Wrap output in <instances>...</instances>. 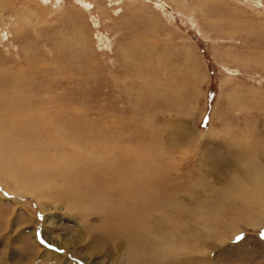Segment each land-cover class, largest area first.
<instances>
[{"label": "rangeland", "instance_id": "rangeland-1", "mask_svg": "<svg viewBox=\"0 0 264 264\" xmlns=\"http://www.w3.org/2000/svg\"><path fill=\"white\" fill-rule=\"evenodd\" d=\"M0 264H264V0H0Z\"/></svg>", "mask_w": 264, "mask_h": 264}, {"label": "bare ground", "instance_id": "bare-ground-1", "mask_svg": "<svg viewBox=\"0 0 264 264\" xmlns=\"http://www.w3.org/2000/svg\"><path fill=\"white\" fill-rule=\"evenodd\" d=\"M172 71H173V70H172ZM176 73H178V72H176ZM179 73H180V71H179ZM161 76L164 77V76H165V73L162 72V73H161ZM168 76H169V74H168ZM190 76H191V75H190ZM192 76H193V78L195 77L194 74H193V72H192ZM170 77H171V74H170ZM152 78H153V77H152ZM152 78H151V79H152ZM172 78H174V77H172ZM168 79H169V77H168ZM170 81H172V79H170ZM170 81H169V82H170ZM173 81H174V80H173ZM167 82H168V81H167ZM177 82H178V81H177ZM177 82L175 81L174 84L176 83L177 88L181 89V86H180L181 84L178 85L179 83H177ZM182 82H183V81H182ZM180 83H181V82H180ZM170 84H171V83H170ZM170 84H169V86H168L167 84H166V85L170 88ZM171 85H172V84H171ZM162 86H163V85H162ZM167 86H166V88H167ZM164 87H165V86H164ZM169 88H168V89H169ZM173 90H174V88H173ZM164 92H165V90H164V88H163L162 95L164 94ZM166 93H168V90H167ZM167 96H168V95H167ZM20 133H21V132H20ZM53 134H54V133H53ZM60 134H61V133H60ZM37 137H38V136H37ZM57 137H58V136H57ZM180 137H182V135H180ZM51 138H52V137H51ZM35 139H36V138H35ZM38 140H39V138H38ZM40 140H41V139H40ZM40 140H39V141H40ZM51 143H52V142H51ZM121 143H122V142H121ZM139 144H140V143H139ZM30 147H31V146H30ZM36 148H37V147H36ZM31 149H32V148H31ZM33 149H35V148H33ZM106 149H107V148H106ZM124 150H125V149H124ZM109 151H110V150H109ZM112 151H113V148H112ZM112 151H110V152L112 153ZM98 152H99V154L101 153L100 150H99ZM128 152H129V151H128ZM48 153H50V152H48ZM102 154H103V153H102ZM115 154H117V153L115 152ZM104 155H105V154H104ZM104 155H103V156H104ZM101 156H102V155H101ZM140 156H141V155H140ZM48 157H49V156H48ZM108 157H109V156H108ZM117 157H118V156H116V158H115L114 160H117V163H121V161L123 160V158H122V160H121V159L118 160ZM94 159H95V158H94ZM96 159H97V160L100 159V155H99V157H97ZM110 159H112V157H110ZM139 159H140V158H139ZM114 160H112V161L114 162ZM120 160H121V161H120ZM150 160H151V162H152V159H150ZM99 161H103V160L101 159V160H99ZM99 161H98L97 163H99ZM109 161H111V160H109ZM109 161L107 160V164L110 163ZM118 161H120V162H118ZM154 161H155V160H154ZM154 161H153V162H154ZM55 162H56V161H55ZM65 162H66V161H65ZM65 162H64V163H65ZM94 162H96V161H94ZM103 162L105 163V161H103ZM101 163H102V162H101ZM99 164H100V163H99ZM99 164H98V165H99ZM114 164H115V165H114V168H115V166H118V165H119V164L117 165L116 163H114ZM121 164H124V163H121ZM148 164H151V163L149 162ZM148 164H147L146 166L150 167V165H148ZM155 164H156V163H155ZM101 165H102V164H100V167H101ZM109 165H110V164H109ZM151 165H154V163H152ZM64 166H65V164H64ZM94 166H95V165H94ZM103 166H104V165H103ZM139 166H140V165H139ZM87 167H88V166H87ZM95 167L98 168L97 166H95ZM104 167H105V166H104ZM121 167H122V166H121ZM144 167H145V166H144ZM68 168H69V172H71V171L75 168V165L72 166L71 164H68ZM93 168H94V167H93ZM96 168H95V169H96ZM112 168H113V167H112ZM114 168H113V170H114ZM108 169H110V168H108ZM125 169H127V168H125ZM125 169H124V170H125ZM129 169H130V168H129ZM141 169H142V168H141ZM74 170H75V169H74ZM93 170H94V169H93ZM153 170H154V169H153ZM56 171H57V170H56ZM75 171H77V170H75ZM154 171H155V170H154ZM159 171H160V170H159ZM69 172H68V173H69ZM72 172H73V171H72ZM79 172H80V171H79ZM86 172H88V171H85L84 173H86ZM82 173H83V172H82ZM91 173H93V172H91ZM160 173H161V172H160ZM88 174H89V172H88ZM77 175H78V174H77ZM85 175H86V174H85ZM159 175H160V174H159ZM161 176H163V175H161ZM74 177H75V176H74ZM78 177H79V176H78ZM156 177H157V176H156ZM79 178H80V177H79ZM113 178H114V177H113ZM152 178H154V177H152ZM155 179H156V178H155ZM114 180H115V179H114ZM44 181H45V180H44ZM74 181H77V182H78V180H74ZM85 181H86V180H85ZM149 182H150V181H149ZM259 182H260V183L262 182V179H261V178H259ZM152 183H153V181H152ZM157 183H158V182H157ZM119 184H120V182H119ZM171 185H172V184H171ZM39 186H40V185H39ZM52 186H53V185H52ZM153 186H154V185L152 184V188H153ZM156 186H157V185H156ZM45 187H46V186H45ZM105 187H107V185H106ZM113 187H114V186H113ZM145 187H146V186H145ZM149 187H150V186H149ZM24 188H25V187H24ZM24 188L19 189V190L21 191L20 193H22V194H26V193H27V192L24 190ZM26 188H27V187H26ZM47 188H48V187H47ZM109 189H110V188H109ZM117 189H118V188H117ZM137 189L139 190V188H137ZM163 189H164V188H163ZM112 190H113V189H112ZM112 190H111V191H112ZM114 190H115V189H114ZM118 190H119V189H118ZM118 190H117V191H118ZM131 190H132V189H131ZM136 191H137V190H136ZM164 191H165V190H164ZM115 192H116V191H115ZM158 192H159V191H158ZM166 192H167V191H166ZM169 192H170V191H169ZM104 193H105V192H104ZM127 193H131V191H121L120 194H119V196H118V198H117V200L119 201V200H120V197H121V196H124V195L127 194ZM139 193H141V191H140ZM142 193H144V192L142 191ZM159 194H160V193H159ZM73 195H74V194H73ZM135 195H136V194H135ZM114 196H115V195H114ZM142 196H143V195H142ZM136 197H137V196H136ZM85 198H86V197H85ZM90 198H91V197H90ZM115 198H116V197H115ZM163 199H164V198H163ZM111 200H112V199H111ZM130 201H131V200L127 199V200L122 201L121 204L127 206V205L129 204ZM145 202H146V201H145ZM166 202H167V201H166ZM148 203H149V202H148ZM108 204H110V203H108ZM110 205H111V204H110ZM146 205H147V204H146ZM109 207H110V206H109ZM113 207H114V206H113ZM156 207H157V206H156ZM158 207H159V205H158ZM75 208H77V207H75ZM155 209H157V208H155ZM54 210L56 211V208H55ZM131 210H132V209H131ZM142 210H143V209H142ZM142 210H141V211H142ZM149 210H150V209H149ZM85 211H86V210H85ZM113 211H114V209H113ZM141 211H140V213H141ZM86 212H87V211H86ZM135 213H136V212H135ZM111 215H112V214H111ZM115 215H116V214H115ZM137 215H139V213H138ZM139 216H141V215H139ZM142 218H143V217H142ZM142 218H141V219H142ZM144 220H145V219H144ZM140 223H141V222H140ZM130 224H131V223H130ZM146 236H147V235H146ZM113 237H114V236H113ZM154 237H155V236H154ZM107 238H108V237H107ZM107 238H106V239H107ZM144 243H145V242H144ZM155 243H156V242H155ZM157 244H158V243H157ZM153 245H154V244H153ZM53 257H54V256H53ZM53 260H55V259H53Z\"/></svg>", "mask_w": 264, "mask_h": 264}]
</instances>
